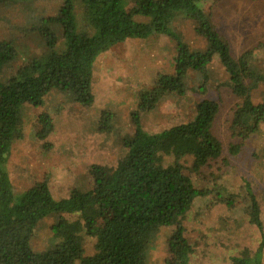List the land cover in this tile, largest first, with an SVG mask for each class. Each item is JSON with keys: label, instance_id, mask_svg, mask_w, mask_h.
Masks as SVG:
<instances>
[{"label": "trees", "instance_id": "16d2710c", "mask_svg": "<svg viewBox=\"0 0 264 264\" xmlns=\"http://www.w3.org/2000/svg\"><path fill=\"white\" fill-rule=\"evenodd\" d=\"M12 1L23 0H0V5ZM80 1V21L71 0L64 1L55 20L61 28L62 47L57 45L58 31L47 27V20H36L37 27L31 25L26 33H38L45 53L33 63L30 75L29 68H23L0 82V264H146L151 235L171 226L175 230L168 240L165 264H189L194 249L181 223L196 198L212 193L198 184L213 183V176L204 169L222 155L212 133L219 102L199 101L194 119L157 134L144 132L134 115L135 133L124 141L125 155L115 167L91 165L90 188H73L58 200L50 193L47 178L22 193L14 191L6 166L13 143L22 138L20 110L26 105L41 106L51 90L71 93L78 105H91V66L100 54L127 40L164 35L176 42V56L172 74L158 80L163 95H184L189 72L202 75L206 83L207 67L213 56L218 57L228 76L227 87L238 101L229 127L238 142L228 149L236 157L264 119V104L252 101L254 87L264 85V70H255L251 51L232 56L209 15L198 8L205 0ZM178 16L192 21L194 33L207 44L205 52H192L173 34L170 26ZM17 55L10 41L0 40V75ZM245 118L250 121L247 125ZM109 120L110 114L103 112L101 130L109 129ZM38 125L36 137L45 141L53 131L52 120L40 114ZM249 198L248 222L260 229L259 206ZM50 215L56 217L52 234L59 242L51 250L34 252L30 244L34 229ZM85 238L93 239L92 255H85ZM260 250H243L230 258V264H260Z\"/></svg>", "mask_w": 264, "mask_h": 264}, {"label": "rangeland", "instance_id": "374dc122", "mask_svg": "<svg viewBox=\"0 0 264 264\" xmlns=\"http://www.w3.org/2000/svg\"><path fill=\"white\" fill-rule=\"evenodd\" d=\"M64 1L23 0L0 5V40L10 41L18 53L3 68L1 83L23 68H29L30 75L33 63L45 53L38 33H26L31 25L37 27L36 20H47L46 26L55 33L58 31L57 45L62 47L61 28L55 20ZM71 1L76 21H80L82 3ZM197 5L209 15L233 57L251 51L256 60L255 70H264V46L260 47L264 44V0H205ZM184 20L178 16L170 26L171 31L192 52H205L206 42L194 33L192 21ZM175 56L176 42L164 35L127 40L100 54L92 64L91 105H78L71 93L51 90L41 106L21 108L22 138L13 143L6 166L14 191L23 192L45 178L57 200L67 197L73 188L88 190L91 165L110 170L125 155L124 141L135 133L134 115L144 132L157 134L194 119L199 101L214 100L219 102L220 112L212 133L223 151L218 160L204 169L206 175L213 176V183L198 184L212 193L196 198L181 223L184 237L194 249L189 264H230L231 257L243 250L253 253L259 247L260 264H264V119L257 131L249 135L239 154L230 156L229 146L238 142L229 129L238 101L227 87L228 76L218 57L213 56L207 67L206 83L202 75L189 72L185 77L188 91L184 95H163L158 80L172 74ZM202 86L204 90L199 91ZM252 101L264 104V85L254 87ZM103 112L110 114L109 129L104 131L100 129ZM43 113L51 118L53 131L45 141H40L36 133L38 117ZM249 122L244 119L245 125ZM250 196L259 206L260 229L250 225L247 219ZM55 223L53 215L38 223L30 243L34 252L48 251L58 244L52 234ZM174 230L173 226L162 227L151 235L146 264H165L168 240ZM92 247L93 239L85 238V255L94 253Z\"/></svg>", "mask_w": 264, "mask_h": 264}]
</instances>
